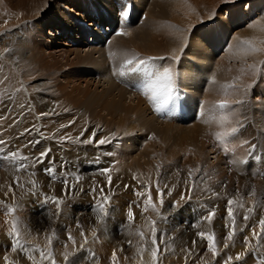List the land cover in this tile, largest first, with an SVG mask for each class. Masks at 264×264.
Segmentation results:
<instances>
[{
	"label": "rangeland",
	"instance_id": "obj_1",
	"mask_svg": "<svg viewBox=\"0 0 264 264\" xmlns=\"http://www.w3.org/2000/svg\"><path fill=\"white\" fill-rule=\"evenodd\" d=\"M129 1L134 3V10L131 16V19H132L131 24L130 25L120 24V22L123 19L119 11L117 10L115 12L117 14L115 16V19L112 21L111 25L109 23L105 25V28L107 31L109 29H112L113 32L115 31V29H117V27L124 26L125 28H124L123 34L115 35L114 33H111L110 35H108L111 38V41L109 44H107V40L109 39V37L106 36L104 38H101L100 36H104V34L100 30V33L98 32L99 33L98 38L96 39L91 38L90 41L88 40L90 45H88L87 47L80 45V43L69 44L67 43L68 38L65 37L63 39L64 45H65L64 53H68V54L66 55L64 54V56L62 57L63 62H61L59 66H56L53 69L54 72L53 73L51 72V75H48V74L46 76L44 75V77L42 76L38 77L37 74L35 76L25 77L22 75V70H20V68L22 65H25L26 60L21 62L19 58H21L23 55L24 56L27 55L29 57L30 53H29V50L25 51V48L20 45L26 42H27V45L29 44V41H28L29 39L28 37L30 36L29 34H31L32 31L33 32L37 31V28L39 27L38 23L44 29H47V27L52 24L58 25V22L63 23L64 22L63 19H65V16L64 14L60 12H56V11H52L51 14H49L50 12L46 11L47 8L45 9L41 8V10L38 11L37 14L33 18L29 19L30 17H32V15H34L32 11L30 13H25L24 11L22 12V9L15 10L10 7L7 0H0V28L6 27V26L9 27L10 25H12L7 30L8 31L7 34H4L0 37V39H3L2 41H0V80H3L5 77H7V79L4 80V83L0 84V97L6 94L7 98L11 100L13 97L16 99L17 97L22 96V95L25 96L26 94H28L29 97L30 96L32 97L38 94L39 97L41 96V98H43V100L40 102L41 105L40 103H38V105L42 109L44 108L43 112L41 110L38 111L37 107L35 106L23 111L24 112L23 116L25 117V122H24L25 126L29 127L27 128V130L29 131H26L25 129L24 136H28V133L32 131L31 129L34 128L36 140L33 138V141L40 142V143H34L33 141L32 142L29 141L30 144L26 143L27 146L25 145V147H30L32 145L34 146V149H32L31 147V152H33L31 154L32 155L31 158H34V160L36 157L39 156L41 152L47 149L51 150L49 152L48 158H45L42 163H38V164L36 163L35 169H38V171H41L42 173H40L41 176L39 178H36L35 180H33L35 181V187H33V184L29 185L27 183L26 178H20V180L22 181V185L24 186V187L23 186L21 187L22 189H24L23 190L24 192L23 201L13 196V200L10 199L7 202L6 199L3 198V200L0 202V264H9V262H11V264H51L49 260L40 259L39 252L37 251L38 249H43L45 253L49 251L52 252L53 257L55 258L56 264H65V261H64L65 252L69 253L67 264H106L107 262L109 263L110 259L112 260L113 251L116 252V255L118 258L117 261H119V259L120 261L121 259L125 260V264H128V263L132 264L133 263L132 261H135V259H140V258L144 259V256L146 253L145 247H143L144 251L137 256H133V254L131 253V251H133L137 247V244L141 243L140 241L141 237L138 235V228L135 225L136 224L135 219L133 220V222L129 221L128 216H127L129 209L133 207L132 203H130L129 206H126L120 209L118 204L114 202L113 197L110 196L111 202H110V205H108V210L111 213L116 212L120 214L119 216H121V218L119 219L120 221L116 219L113 221H110L109 219L106 220V222L110 223L111 226L108 227L110 229L108 228L104 229V222L101 224V222L97 223L93 221L94 216L98 212V209L95 207L96 202L89 200L87 198L86 199L85 198H82V199L74 198V197L67 198V197L53 194V192L49 190L48 186L42 183V180L46 178L48 182H51V181L59 182L61 181V178L57 174L55 176L50 177L49 175L45 174L43 170L51 166V167H54L55 169L57 168L56 172H61L62 164L64 165V168L66 170H69V167L73 166L72 165L73 163V164H76L78 168L81 167L80 170L84 172H88V171L89 172H94V171L99 172L98 171L99 169L107 168L108 159H111V160L113 159L112 161H115L116 163H119V164H122V161L126 162L125 166L127 165L128 167L124 166L123 168L129 169L130 167L134 166L135 171L145 172L146 168L148 167V165H146V162H147L146 156L145 158L141 159L142 153L143 155H145L144 151H146L147 153L149 149L151 150L156 149L160 151H166L167 153V150H169L170 148H177L175 147L176 143L174 141L165 140L163 130L165 131V129L168 128V129H173L174 131H177V132H185V130L191 129L196 121H200L206 113H209L208 109L213 110L214 114H211L210 116H213L212 119H215L214 122H212L214 126L215 124H217L218 127L220 126L218 123L220 115L218 114L219 112H221V110L218 108V104L221 101H226L227 97H225L222 94H220V97H219V93L218 95L216 93H214L213 95L212 94L206 95L205 91L210 87L209 85L212 83V79L214 78L213 76H211V74H209L210 76H208V73H211V72L213 73L216 70L215 67H214L215 70H213L211 67H209V70L207 69V66L209 64L208 60H205L203 62L201 61L204 66L199 64L201 68L204 69L202 75L199 76L198 79L195 80V83L197 82V84L200 85L199 87H196V88H200V89L196 91L195 90L194 91L190 90L187 92L183 91L185 89L184 84H183L184 83L183 77L185 76L183 72L184 67L188 63H190L192 57L196 55L191 52V50L193 49L191 45L193 42H195L194 40H197L198 43L206 42L207 44V42L210 41L211 37L213 39L214 35L218 36L219 34H221L223 38H225L226 48H227V49L225 48V50H228L227 52L230 53L229 54L226 52V54L234 56L239 51H246L247 49L246 46L248 45L244 44L243 42L248 41V35L250 34L249 32L256 31L255 30L256 28H253L254 25H260V27H257L259 28L258 33L255 32L257 34V38L259 39L258 41L256 39V41H257V44L260 45L264 49V40L260 38L262 37L263 33H259L260 30H264V21L259 20V18L257 17L258 14L252 15V12L248 10V6L250 5L251 0H238V1L236 0L235 2H232V4L230 3L227 7H220L217 10L218 12L217 11L215 12L214 17L210 21L205 22V23L199 22L188 33H186V35L184 34L185 35L184 39L186 41V44L185 42H183V45H184L183 47L182 41L179 40V43L181 45L178 44L180 45L178 48H177L178 45L175 46V49L177 48L176 49L177 52L173 50L172 54L175 52L174 55L172 56H152L151 57L150 54L143 53L144 51H142L143 50L142 46L150 45L151 42H156L162 45L161 43H159L161 41V38L154 36V34L161 33L162 28H160L159 26H153V25L151 27L150 26L144 27V25L151 21L152 18L149 16L152 13L155 14L154 16L155 19L160 20L161 23H164V24H167L168 22L171 23L174 19L172 18L173 17L172 9L167 4L168 1L170 0H160V1L158 0V2L156 0H133V1L129 0ZM171 1H175V0H171ZM70 7L73 8L74 10L73 5H70ZM233 11L241 14L242 20L244 21L240 28L231 29L229 34L225 36V31L220 30V27L217 25L216 21L217 20L225 21L226 19L230 18V14H226V12L232 13ZM144 13L146 14V17L143 20L141 19V16ZM202 15H205V12H202ZM18 20H22V21L17 22ZM140 20H142L141 24H139ZM63 26H64V23L63 25H61V27ZM165 30L166 29H164V31ZM163 35H166V32ZM15 37L17 38L16 40H14ZM160 37H162L163 39V36H160ZM61 40H62V37H61ZM96 40L102 41L100 45L96 43L97 42ZM15 41H17V43ZM42 42L44 41L42 40ZM15 43L17 45H13ZM116 43H118L119 47L118 46L117 47L119 50L121 49L122 44L124 45L121 50H123L126 45L128 44L131 45L130 48H128V46L126 47L127 48L126 56L122 55V57L116 58L117 56L114 54V52H112V50H109V46L111 44L114 45ZM177 43H178V40H177ZM215 43H216V40L213 39L212 47ZM163 45L169 46L170 44L164 42ZM242 45L243 47L238 48V46H242ZM181 47H183L184 49H182ZM6 49L8 51H5ZM223 49L224 47L221 49L223 51V52L221 51L222 53L221 55L225 54L224 52L225 50ZM70 50L72 52H70ZM248 51H249L248 54L252 55L251 53L252 51L250 48H248ZM124 53H126V51H124ZM187 53H190L191 55L190 54L187 55ZM5 55H7L8 57ZM76 57L77 58L81 57V60L80 61L76 60L75 59ZM97 57L99 59H97ZM154 57L155 59L152 62L159 66H162L163 63L168 60H169L168 61L169 63L172 62L171 65L174 66V68L172 69V72L176 76L175 77L176 89L177 91L182 90L187 95L186 100H187L188 108L183 115L179 116L175 120L173 119L175 122L173 120L170 122L162 121L159 118H157L154 114L151 113L146 103V100L143 97H141L140 94L134 93L129 89V86H131L129 82L135 83L136 80L138 79V74L128 73L126 76H124V78L120 77V75L118 74V71L120 70V68L124 66L127 60L129 59L143 58L145 60H148V58H154ZM261 57H260L261 58L260 62L256 63V65L258 64L257 68L259 69L258 74L260 75V77H259L258 82L257 81L255 82L257 84L259 83V81H261V85L263 86V88L260 91H256L255 89L251 90L252 92H250L251 96L249 98L250 100L249 105L251 108L248 110L247 118H244L241 115V110H240L242 108L241 104L243 103V99L245 98L246 91L242 92L243 93L242 96L240 95V93H236L234 96L236 97V100L233 99L234 97L233 98L231 97L230 102H232L233 100V103L232 104L228 103L230 107L229 109L226 110V111L229 110L228 111L229 117L232 115L230 117V119L232 118L230 120L231 123L226 125V127H233L237 125L239 126L238 122H245L243 124L246 126L245 127L246 130L248 129V135L244 136L246 138H243L240 135V133L243 132V128H242L237 138L234 139L235 142H238L237 145H239L240 143L237 149L242 148L244 150L242 151L243 154H240V156H238L239 155L238 153L240 151H237L236 149L235 151L237 152L231 153L232 156L230 155V153L226 155V153L223 152V149H222L223 146L221 145L219 147L221 150L219 148H218L219 151L215 149H211L212 150L211 151L208 149L207 150L208 152H206L203 156V158L208 157V156L210 157L209 151L211 152L218 151L216 152V155L219 158L221 156L223 157V158L222 157L220 158V161L222 160L221 162H223L221 165H222V168H224L223 170L225 171V173L227 172L233 175L236 174L235 170L229 169V168L227 169L226 165H229L230 163V161H228V157H234L235 160L237 159V161H240L242 159V161H246L247 163L251 164V166L256 163L255 166L257 168L264 169V158L262 157V154L264 151L263 149L264 148V142H263L264 141L263 140L264 139V122H263L264 115L262 114V112L264 113V107H263L264 106V84H263L264 83L263 81L264 79V65H263L264 57L263 56ZM173 58H175L177 62ZM177 58L180 60H178ZM248 61L249 60L247 59L246 63ZM96 62H98V64ZM169 63H168V67H169ZM230 63L231 64L229 65L227 64L229 69L232 67V64L236 66V63L233 62V60ZM133 66L134 64L128 65L127 67L131 68ZM60 67L62 68L61 70H60ZM55 70H59V71H55ZM76 71H80V74L76 75ZM125 71L127 72V68L125 69ZM57 72H60V73H57ZM114 72H116L115 77H113L112 75ZM208 77H209V81H208ZM57 79L59 82L56 81ZM118 79L122 80L123 83L122 84L119 83ZM66 80L68 83L66 82ZM69 80L70 81L73 80V81L69 82ZM216 80L218 81V79ZM234 80L235 79L232 78L231 81L233 82ZM207 81L209 84L208 87L205 84L207 83ZM52 82H54L56 86L54 83L52 84ZM192 82L193 81L191 80V78H189V80L188 79L186 80V85L188 86V88H189V84H193ZM37 84H40V87L37 86V88H33ZM62 84L63 85L65 84L66 85V86L64 85L65 87L70 86L69 89H67L68 91L67 90L64 92L61 91ZM31 88L33 89L30 91ZM17 89H19V91H17ZM24 89H26V91ZM66 92L69 94H67ZM199 94H202V95H199ZM241 101L242 103H240ZM127 103H129V105H127ZM258 103L260 104V106ZM199 109H200V116L197 117ZM96 110H98V112ZM0 113H1L0 115H3L5 112H0ZM42 113H47V115H41ZM251 114L254 116H252ZM53 115H57L58 117H63V119L58 121L55 119V117L54 118L52 117ZM30 117L33 119H31ZM79 117L82 118L83 120L82 123L85 124V127H87V125L88 126H98L101 129L100 130L101 133H99L98 137L95 140L104 138L103 136L104 129L105 130L112 129L114 131L113 132L114 135L112 134L113 136L109 138L110 142L104 145H97L95 140L91 144L83 143L82 141L86 140L85 138L86 135L84 133L85 129L84 127H82L83 124L81 125L82 129L80 130V132L76 130L75 132H71V133H74L73 135H71L69 131H71L75 127V125L79 123L78 121ZM146 117L148 120L146 119ZM120 118L121 120L122 118H124V121L122 122L123 124L122 123L119 124V121H121L119 120ZM149 120L152 123H155L154 124L155 126H153V129L155 128L154 130H152L151 126L150 127L147 126V124L150 123ZM70 122H73V123H70ZM62 125H67V126L61 127ZM118 128L120 129L119 132L115 131L116 129L118 130ZM129 129H131V131H129ZM217 131L215 130L214 132L216 133ZM0 133H1L0 139H3V138L5 139L7 137V139L5 140L3 139L6 142L4 144L5 146L2 145L4 147V148L2 147L4 149V152L10 153V151L12 152V151L19 150V153H21L19 143L15 142L16 136H11L8 133V126L6 125V123L2 124V121H0ZM65 133H69L70 136L68 137H70V139H63V140L61 139V136ZM81 133H83L82 136H81ZM122 133L123 134L126 133L128 136L126 134H125L126 136H124ZM251 134H253L255 138ZM162 138H164L163 141H162ZM25 139L27 140L28 137H26ZM170 139L173 140V138H170ZM245 139L250 140V142L248 143L249 147H246V144H244ZM199 140L203 141L202 137H199ZM239 140L241 141L239 142ZM256 141H257V143L255 144L256 151L255 150L254 151L257 152L258 155L252 156L250 145L254 144ZM41 143L43 144L41 145ZM13 144H14V147H13ZM199 144L200 142H198V145ZM15 145H17L18 148ZM35 146H39V148L37 149L38 152L35 151ZM106 147H112L113 153L105 154V152H102V149ZM245 147L247 149L249 148L250 149L247 150ZM179 148L180 146L178 147V149ZM190 150L194 151V149H190ZM195 151L197 152V149ZM258 151H261V152H258ZM100 154H102V156ZM176 155H179V154H174L170 156L171 161L172 160L176 161L181 156L179 155L177 156L178 157L177 158ZM74 157H76L77 159H73ZM2 160L3 159H0V172H4L5 167L6 168L8 167V165L6 166V162H2ZM141 164H142V168L140 167ZM111 168H112V172H122V171H116V169L113 166ZM243 170L244 171L242 170L241 171L245 174H241V173L240 174L245 175V177H247L246 180H248L249 175H246V173L249 174V172H247V169H243ZM218 173L221 174L220 172ZM67 176L71 182L73 178L70 175H67ZM257 176L258 175L254 177H257ZM144 179H146L145 176H144ZM260 181H261V186L264 185L263 183L264 177H261ZM148 183L149 181L146 184ZM113 186L114 185H112V188H114ZM13 190L14 188L11 187V191ZM197 193L198 192H196V195ZM46 196L48 197L55 196V197L61 198L63 202L58 207L55 203H52L50 200L46 202L45 200ZM122 196H124V194H122ZM125 196L134 197L136 201L140 199V196L138 197V195H136L135 193L133 194L129 193ZM185 202L181 203L179 206L177 203H174V202H170L167 205L163 204L165 206V212H164L163 207H161L162 210H160V212L161 214L165 213V215H162V216L158 215L157 220L161 222V224L162 222H166L167 224H170L173 221L172 220L173 217L170 214V210H174L175 208H177L179 213L185 215L186 217H189L191 215V212L194 210V204H200V202L197 201V196H194V195H191L188 198V200ZM199 207H201L200 209L204 208V212H205V213L203 212V215H204V216L202 215L203 217L202 216L197 217L201 225L207 224V222H209L207 220H204V217L207 216L213 210H215V214H217V216L219 217L220 221L217 219L219 222H222L224 224L227 221V223L223 225L226 228L224 232H219L220 234L217 231L211 233V234L216 235L215 237L216 245H221V246L223 245L222 247H224L226 243H230L227 248L224 247L220 249V251L218 252V255H220V257L229 249H232V250L236 249V251H239L236 248L237 244H239L241 247L240 249L243 250L245 248L244 240L247 235H250L252 233L251 229L255 227L256 230H259L257 229L259 228L258 227L259 220L256 219V220L245 221L243 219L244 215L239 214L238 218L236 219V234L233 236V239L229 241L226 239V237L230 231L229 226L231 225V221L229 223L230 219H228V216H226L228 215L227 211L224 210L223 212H219L220 213L219 214L217 210L214 209L213 205H211V203L210 205L209 203L208 204L204 203ZM10 208H15V212L9 215L8 210ZM166 208L167 209L169 208V211ZM186 209H188V211L190 212L182 211ZM195 210H197L196 205H195ZM131 211L132 212L134 211L133 213L137 212L136 209L134 210V208H132ZM149 213H151L150 210H149ZM81 218L86 219V221L83 222L82 220H80ZM14 220L17 222L16 223L17 230L20 232L19 240L21 242V245L23 246V248L18 246L16 251H12L15 237L12 235H9L11 228H12V221ZM212 221L213 219L211 220V222ZM78 224L81 225L82 227H77ZM157 224H156V228L158 229ZM182 224L184 225L183 221H181V226H183ZM244 224L248 225L247 229H244L245 227ZM237 226L239 228V231L237 229ZM81 231H83L86 234L87 240H88L87 243H84V238L80 235ZM93 231L96 232L95 238L92 235ZM125 231H127V234L129 232L132 234H128L129 236L127 234L124 235ZM145 232L148 234V230H146ZM69 233H71L72 237L75 239L76 241L75 244H73L68 239ZM157 234H158V230H157ZM160 236L161 235H159V239H160ZM49 238H51V241H52L51 244H49ZM205 241L207 243V247L206 245H204L202 249L190 254L191 259H189V255H185V262L183 259L184 254L180 253V254L173 255L172 253L167 252L163 248L162 244H160L158 241L159 246L161 248L160 255L162 256L161 257L159 255L158 264H159L160 258L162 260L160 261L163 264H168V263L178 264V262H182V264H188L190 260L198 261L200 258L204 260H203V263L198 262V264H214L217 262L216 261L217 256L213 257L212 254H210L212 256L211 261L207 260V258H204L205 251H207L208 244H209V242L206 239ZM65 244H67V247H65ZM81 245H83V247H81ZM124 251L125 253H123L122 255V252ZM167 254L169 255V257ZM29 256H33L34 259L32 260L28 259ZM5 257H7V261L5 260ZM169 259H170V262H169ZM166 260L168 261V263Z\"/></svg>",
	"mask_w": 264,
	"mask_h": 264
},
{
	"label": "bare ground",
	"instance_id": "obj_2",
	"mask_svg": "<svg viewBox=\"0 0 264 264\" xmlns=\"http://www.w3.org/2000/svg\"><path fill=\"white\" fill-rule=\"evenodd\" d=\"M131 1H133V0H131ZM156 1L158 2V0H156ZM235 1L236 0H175V1L170 0V1H168L167 4L172 9V16H173L172 18L174 20L171 23L168 22L169 24L167 22H165L167 24H164V23H161L160 20L155 19V17H154L155 14L152 13L149 16L152 18L151 21L149 23H146L144 25V27H149V26L151 27L153 25V26H159L160 28H162L161 33L154 34V36L161 38V41L159 43H161L162 45L164 44V42H166L170 45L169 46H164V45L162 46L156 42H151L150 45L142 46V49H143L142 51H144L143 53H146V54L148 53V54H150L151 57L152 56H172V55H174V53L177 52L176 49L181 45L179 43V40L182 41V46L184 47L183 42H185V44H186V41L184 39L186 33H188L193 27H195V25L197 23H199V22L205 23V22L210 21L214 17L215 12L220 7H227L230 3L232 4V2H235ZM7 2L10 5V7L15 9V10L22 9V12L24 11L25 13H30L32 11L34 13V15H32V17H30L29 19L33 18L37 14V12L41 10V8L42 9L47 8L46 11H49L50 12L49 14H51L52 11H56V12H60V13L64 14V16H65V19H63L64 20V22H63L64 26L63 27H61V25H63V23L58 22V25L52 24V25L48 26L47 29H44L38 23L39 27L37 28V31L36 32L32 31V33L29 34L30 35L28 37L29 38L28 39L29 44L27 45V42L22 43V44L20 43L21 44L20 46H23L25 48V51L29 50V53H30L29 57L27 55L26 56L23 55L21 58H19V60L21 62L26 60L25 65H22L20 68V70H22V75L25 77L35 76L36 74L38 77H41V76L44 77V75L46 76L47 74L51 75V72L52 73L54 72L53 69L56 66H59V64L61 62H63L62 57L64 56V54L65 55L68 54V53H64L65 52L64 51L65 45H64L63 39L65 37L68 38L67 43H69V44L80 43V45L87 47L88 45H90L89 41L91 38H93V39L98 38V35L100 33V28L98 27V24L105 26L106 24L109 23L111 25L112 21L115 19V16L117 14L115 12L118 10L120 13V11H123L125 9V5L122 2H120L119 0H71V1H69V0H7ZM91 4L93 6H96L95 10L92 9ZM70 5L74 6V10H73V8L70 7ZM162 9H163V7H162ZM162 9H161V11H162ZM248 10H250L252 12V15L258 14L257 17L259 18V20L264 21V0H251L250 5L248 6ZM202 12H205V15H202ZM226 14H230V18H228V19L225 18L226 19L225 21H222V20L216 21L217 25L220 27V30L225 31V36L227 34H229L231 29L240 28L243 24V21H244V20H242V15L239 14L238 12H234V11L232 13L226 12ZM106 16H108V17H106ZM81 20L82 21H88V25L92 28L86 29L81 24ZM20 21H22V20H18L17 22H20ZM208 24H210V23H208ZM11 26L12 25H10L9 27H11ZM45 26H47V25H45ZM66 26H68V27H66ZM9 27L6 26V27L0 28V37L4 34H7V32H8L7 30L9 29ZM32 27H33V25H32ZM257 27H260V25H254V27H253V28H256L255 29L256 33H258V31H259V28H257ZM164 29H166V30L164 31ZM66 30H67V32H66ZM200 30H202V29H200ZM197 31H199V30H197ZM165 32H166V35H163V34H165ZM255 32H249L250 34L249 35L247 34L248 35V41H252V45H254L256 48L260 49V51H258V52L252 51L251 52L252 55L248 54L249 53V51H248L249 47L248 46H246V48H247L246 51H239L238 53L235 52L236 54L234 56L227 55L226 52L228 50H225V48H226L225 38H223V36L221 34H219L218 36H215V35L213 36L214 37L213 39L216 40V43L213 45V47H212V41H213L212 37L210 38V41L207 42V44H206V42L205 43L199 42L200 43L199 44L197 42V40H194L195 42H193L191 45L193 48L191 50V52L193 54H196V55L193 56L191 59V62L188 63L184 67L183 72H184L185 76L183 77V82H184L183 84H184L185 89L183 91H185V92L190 91V90L196 91V90L200 89V88H196V87H199L200 85L197 84V82L195 83V80L198 79V77L201 76L203 73L204 69H202L200 65L204 66L202 62L205 60H208L209 64L207 66V69L209 70V67H211L213 70H215V69L216 70L213 73L212 72L208 73V76H210L209 74H211V76H213L215 78V80L212 79V83L209 85L208 84L209 77H208V81L205 84L207 85V87H208V85L210 87L205 91L206 95L207 94L213 95L214 93H216L218 95V93H219V97H220V94H222L225 97H227V99H226L227 103L232 104L233 100H232V102H230L231 97L233 98L236 93H240V95L242 96L243 95L242 92L246 91V95L244 94L245 98L243 99V103L241 104L242 108L240 110H241V115L244 118H247L248 110L251 108L249 105L250 104L249 98L251 96L250 92H252L251 90L255 89L256 91H260L263 88V86L261 85V81H259V83H257L258 85L255 82V81L258 82L259 77H260V75L258 74L259 69L257 68L258 64L256 65V63L260 62V60L262 58L261 56L264 57V49L260 45L257 44V41L259 39L257 38V34ZM259 33H263L262 37H260V38H262V40H264V30H260ZM160 36H163V39ZM61 37H62V40H61ZM100 37L104 38V36H100ZM16 39L17 38L15 37L14 40H16ZM256 39H257V41H256ZM2 40L3 39H0V41H2ZM42 40L44 42H42ZM177 40H178V43H177ZM96 41H97L96 43L99 45L102 42L101 40H99V41L96 40ZM15 42L17 43V41H15ZM16 43L13 45H17ZM59 43H61V44H59ZM123 43H125V42H123ZM178 44H180V45H178ZM123 45L124 44L121 45V49L123 48ZM117 46H118V43H116L114 45L111 44L109 46V50H112V52H114V54L117 56L116 58H120V57H122V55L126 56V54H127V48L126 47L128 46V48H130L131 45L130 44L126 45L123 50H121V49L119 50L118 49L119 46L118 47ZM175 46H177L176 49H175ZM183 47H181V48L184 49ZM185 47H186V45H185ZM223 47H224L223 50H225L224 51L225 54L221 55L222 54L221 49ZM241 47H243V45L238 46V48H241ZM173 50H175V52L172 54ZM234 50H235V48H234ZM124 51H126V53H124ZM70 52H72V51L70 50ZM178 52H180V51H178ZM227 53H229V52H227ZM188 54H190V53H187V55ZM7 55H8V53H7ZM7 55H5V56H7ZM109 55H111V54H109ZM75 59L80 61L81 57H78V58L76 57ZM97 59H99V58L97 57ZM247 59L249 61H251L252 63L249 61L246 63ZM95 60H93V61H95ZM174 60H176V59H174ZM178 60H180V59H178ZM232 60H233V62L236 63V66H234L232 64V67L230 66L231 67L230 68L231 70H230L228 68L227 64L228 65L231 64L230 62H232ZM168 61L164 62L161 67L162 68L164 66L168 67V63H169ZM98 62H96V63L98 64ZM176 62H177V60H176ZM262 63H263V61H262ZM77 64H79V63H77ZM171 64H172V62L169 63L168 68H171V70H172L174 68V66ZM26 65H28V66H26ZM263 65H264V63H263ZM214 67H215V69H214ZM61 69L62 68L60 67V70ZM176 69H177V67H176ZM55 71H59V70H55ZM57 73H60V72H57ZM79 74H80V71H76V75H79ZM122 78H124V77H122ZM189 78H191V80L193 81L192 82L193 84H189V88H188V86L186 85V80L187 79L189 80ZM232 78L235 79L233 82L231 81ZM216 79H218V81ZM67 80H66V82H67ZM74 80H75V78H74ZM27 81H28V79H27ZM50 81H51V79H50ZM56 81H58V79ZM71 81H73V80H71ZM71 81L69 80V82H71ZM263 81H264V79H263ZM54 82H55V80H54ZM54 82H52V84ZM63 82H65V81H63ZM46 83H47V81H46ZM64 85L62 84V88H61V91H63V92L66 91L67 89H69V87H70V86L65 87L66 85L65 86ZM224 85L225 86L226 85H234V87L233 88H226ZM37 86L40 87V84H37L33 88H37ZM55 86H56V84H55ZM33 88H31L30 91ZM210 88H211V90H210ZM67 94H69V93H67ZM199 95H202V94H199ZM199 95H198V97H199ZM206 95H205V97H206ZM259 97H261V96H259ZM233 99L236 100V97H234ZM42 100H43V98H41V96L39 97L38 94L35 96H32V97L31 96L29 97L28 94H26L25 96L22 95V96L17 97L16 99L13 97L11 100L9 98H7L6 94L3 95L2 97H0V112H5L3 115H0V121H2V124L6 123V125L8 126V133L11 136H16L15 142L19 143L20 150H21L20 154L22 156H27L29 158L26 161V163L29 165V168L27 170L21 169L19 172H17L16 169L20 166L22 161H19V160H13L12 161V160H4V159L2 160V162H6V166L8 165V167L7 168L5 167L4 172H0V202L3 200V198H5L7 202L10 199L13 200V196H15V197H17V199L23 201V197H24L23 190L24 189L16 186L15 180L17 177H19V182L21 185H22V181L20 180V178H26L27 183L29 185H32L31 182L33 180H35L36 178H39L41 176L40 173H42V172L38 171V169H35L36 168V162H35L34 158H31V156H32L31 154L33 153V152H31V147H32V149H34V146L32 145L30 147H25L26 143L28 144L29 141L32 142L33 138L35 139L36 136H35L34 128L31 129L32 131H30L29 133L27 132L28 136H24L25 135V129H27L29 127L25 126V123H24L25 117L23 116V114H24L23 111L35 106V107H37L38 111L41 110L43 112L44 108L42 109L38 105V103H40ZM129 100H131V99H129ZM199 100H200V98H199ZM96 102H97V100H96ZM73 103H75V102H73ZM136 103H134V104H136ZM22 104L24 105V107H21ZM40 105H41V103H40ZM127 105H129V103H127ZM251 106H252V104H251ZM259 106H260V104H259ZM126 107H128V106H126ZM101 109H103V108H101ZM96 111L98 112V110H96ZM208 111H209V113H206L202 119L200 118L201 119L200 121H196L194 123L193 127L191 126L192 128L185 130V132H177V131H174L173 129H168V128L165 129V131L163 130L165 140L166 141H168V140L174 141L176 143L175 147H177V148H170L169 150H167V153H166V151H160V150H156V149H154V150L149 149V151L147 153H146V151H144L145 155H143V153H142L141 159L145 158V156H146L147 160L146 159H144V160L147 161L146 165H148V167L146 168L145 172L135 171L134 166L130 167L129 169L123 168L125 166L126 162L122 161V164H119V163H116L115 161H112L113 159L112 160L108 159L107 167L113 166L116 169V171H122V172H111L110 173L112 175V185H114L113 186L114 188H112L111 193H109V190L106 186L107 185V175H100L99 172H96V171L84 172V171L80 170L81 167L78 168L77 165L73 164V163H72L73 166L69 167V170L65 169L66 171L56 172V174L60 178L65 176V175H70L73 178L71 183L75 184V190L70 189L67 194H64L65 193L64 185L61 181H59V182H57V181L48 182L47 179L44 178V180H42V183L47 185L49 190H51L53 192V194H55V195H60V196L67 197V198H70V197L81 198V199L87 198V199L92 200L96 203H97V198L100 196V193H99V191L92 192L91 189L93 188L94 184L96 186H101V185L105 186V194H109L111 197H113L114 202H116V204H118L120 209L123 207L129 206V204L132 203L133 207L132 206L131 207L134 208V210L136 209V211H137L134 213L135 214V222H136L135 225L138 228V230L143 231L145 234L144 239L143 240L140 239L141 243H138L137 247L133 251H131L133 256H137L141 253V249L143 247H145L146 253H145L144 259H141V258L135 259V261H132L133 263L131 262L132 264H153L154 263L152 260V256H151L152 245L150 243V237H151L150 220H155V221H157L156 224L158 223L157 224V227H158V229H157L158 230L157 242L159 241V243L162 244L163 248L167 252L172 253L173 255L180 254V253L184 254L183 259L185 262V255H189V259H191L190 254L194 253L195 251L202 249V247L204 245H206V247H207V243H206L205 239H201L198 236L199 232L211 234L212 232H215V231H217L219 233V232H224V230H226V228L223 225L225 223H227V221L224 224L222 222H219L220 220H219V217L217 216V214H215V216L212 218L213 219L212 222H207V224H203V225H201V223H199L197 217L202 216L203 212H204V208L200 209L201 207H199L202 204H204V203L208 204L209 203V205H210V203H211V205H213L214 209H216L218 213L223 212L224 210L227 211L228 199L235 197L237 192H238L240 195V198H242V200H243L244 208H238V207L235 208L234 207L236 219L238 218L239 214H243V215L247 214L246 209L248 207H252V206H255V210L253 213L249 214L250 218L248 219V221L256 220V219L260 220V219L264 218V185L261 186V181H260L261 177H264V169L257 168L255 166L256 163L253 164L252 166H251V164H249L247 162H246L247 164L246 163L232 164L231 161L235 160V158L234 157H228V161H230V163H229V165H226L227 163L225 165L227 166V169L229 168V169L235 170L236 174L233 175L231 173L230 174L227 172L225 173V171L223 170L224 168H222V165H221L223 162H221L222 160L220 161V158L222 156L219 158L216 155V152L219 151L218 148L221 145L218 144L214 139V133H215L214 131L215 130L216 131L217 130L222 131V128L220 126L218 127L217 124H215V126H214V124L212 122H214L215 119H212L213 116H210L211 114H214L213 110L208 109ZM224 111L229 115V113H228L229 110L228 111L224 110ZM49 113H50V111H49ZM262 114L264 115L263 112H262ZM218 115H221V112H219ZM252 116H254V115H252ZM258 116H260V115H258ZM52 117L53 118L55 117V119L58 121L63 119V117H58L57 115H53ZM94 117H96V116H94ZM82 118H83V116H82ZM82 118L79 117V119H78L79 123L77 125H75V127L71 131H69V133L75 132L76 130L80 132L82 127H84V129H85L84 133L86 135L85 138L89 139L91 137L92 132L95 131V133H96L95 139H96L98 137L99 133H101L100 132L101 129L98 126H88L87 125V127H85V124L82 123L83 122ZM151 118H153V117H151ZM31 119H33V118H31ZM146 119H147V117H146ZM248 119H249V117H248ZM119 120H121V118ZM242 120H243V118H242ZM123 121H124V118H122V120L119 121V124L122 123ZM259 121H261V120H259ZM262 121H263V119H262ZM242 123H245V122H242ZM82 124H83V126L81 127ZM111 124H113V123H111ZM154 124L155 123H152L150 121V123L147 124V126L148 127L151 126L152 130H154L155 129V128L153 129V126H155ZM261 124H263V123H261ZM216 125H217V127H216ZM245 127L246 126L244 125L243 132L240 133L241 137H243V138H246L244 136L248 135V129L246 130ZM115 128H117V127H115ZM216 128H218V129H216ZM119 130L120 129L118 128V130L116 129L115 131L119 132ZM129 131H131V129H129ZM56 132H58V131H56ZM113 132L114 131L112 129L111 130H105L104 129V135L103 136L104 137L109 136L108 138H111L113 136L112 134H114ZM22 133H23V135H22ZM69 133H65L61 137H68V136H70ZM73 134L74 133H71V135H73ZM125 134H123V135L126 136L127 134L126 135ZM253 134H251V135L254 136ZM0 135H1V133H0ZM4 137H6V136H4ZM24 137L25 138L28 137V139L26 140ZM199 137H202L203 141H200L201 139L199 140ZM164 138H162V141ZM170 138H173V140ZM254 138H255V136H254ZM5 139H7V137ZM13 139H14V137H13ZM249 139L248 140L245 139V141L250 142ZM242 140H244V139H242ZM240 141L241 140H239V142ZM198 142H200L199 145H198ZM11 143H12V141H11ZM237 143L238 142L233 141V143L230 144L229 147L231 148V147L235 146V150H236L237 147L240 145V143H239V145H237ZM256 143H257V141L254 144H256ZM260 143H261V141H260ZM42 144L43 143H41V145ZM7 145H9V144H7ZM0 146H1L0 148H2L5 145H3V146L0 145ZM15 146L18 148L17 145H15ZM179 146H180V148L178 149ZM13 147H14V144H13ZM68 147H69V145H68ZM246 147H249L248 144H246ZM38 148H39V146H35L36 152H38V150H37ZM61 149H63V148H61ZM190 149H194V151L190 150ZM196 149H197V152L195 151ZM208 149L209 150L215 149L218 151L211 152L212 151L211 150V151H209L210 157L208 156V157L203 158L204 154L206 152H208L207 151ZM222 149H223V147H222ZM249 149H247V150H249ZM237 151H240L238 153L239 154L238 156H240V154H243L242 151H244V150L242 148L241 149L238 148ZM237 151H235V152H237ZM255 151L251 150L252 156L258 155V153ZM102 152H105V154L113 153L112 147L103 148ZM258 152H261V151H258ZM174 154H179L181 156H180V158H178L177 156H179V155H176L178 160H176V161L172 160L171 161L170 156H172ZM100 155L102 156V154H100ZM230 155L232 156L231 152H230ZM262 157L264 158V151H263ZM73 159H77V158L74 157ZM236 161H237V159H236ZM240 161H242V159ZM123 162H124V164H123ZM259 164H260V162H259ZM157 165H160V169H159L160 179L162 181H166L169 184V188L171 189V195H167V191L169 189H165V195L163 197V199H164L163 204L167 205L170 202H174V203L178 202L177 204L179 206L181 203L187 201L191 195L197 196V201L200 202V204H194V210L191 212V215L189 217H186L185 215L179 213L177 208H175L174 210H170V214L173 217L172 218L173 221L170 224H167L166 222H162V224H161V222H159L157 220L158 215H160V216L165 215V213L161 214V212H160V210H162L161 207H163L164 212H165V206L159 204L158 195H157V192H156L155 186H154L156 179H157ZM140 167L142 168V164ZM197 167H199L201 169V173H204L205 175L201 176V173H197V178H195L196 187L189 192L186 185H185V180L187 178L186 173H187V170L189 168L195 169ZM177 169H180L181 171H179L177 173ZM243 169H247V172H249V174L246 173V175H249L248 180H246L247 177H245V175H241V174H245L242 172V171H244ZM136 170H138V169H136ZM143 170H144V168H143ZM113 171H115V170H113ZM218 172H220L221 174H219ZM32 173H34V175H32ZM169 173H171V175H169ZM256 175H258V176L254 177ZM76 176H80V180L78 183L75 181ZM132 176L133 177L136 176L139 179H133ZM144 176L146 177V179H144ZM148 181H149V183L151 182L153 184L151 194H152L153 201L156 204V208L159 209L158 212L154 211L151 207H149L148 211H146V212L144 211L145 197L140 196V199L136 201L134 197L125 196L129 193H131V194L135 193L134 190H136V191L144 190L143 185L146 184ZM225 182H226V187H224ZM125 185H129V187L127 189H125V187H124ZM10 186L14 188L13 191L10 190ZM28 188H30V187H28ZM253 188L255 189V195L251 194ZM213 191L220 193V196H213L212 195ZM196 192H198L197 195H196ZM6 193H7V195H5ZM122 194H124V196H122ZM182 194L185 196V199H183V200L181 199ZM127 202H129V203H127ZM195 205L197 207V210L200 209L199 211L195 210ZM149 210L151 213H149ZM167 210L169 211V208ZM175 210H177V211H175ZM119 211H117V212H119ZM182 211L190 212V211H188V209L182 210ZM92 214H94V213H92ZM99 215H100V213L97 212V214L93 218V221H95L97 223L101 222V224L104 222V229L111 226L110 223L106 222V220L109 219L110 221H113L115 219L119 220L121 218V216H119L120 214H118L116 212L111 213L109 210H108V215L106 217H104L102 221L100 219H98ZM226 216H228V215H226ZM80 220H82L83 222L86 221V219H82V218ZM177 220H179L180 222ZM181 221L184 222V225L182 224L183 226H181ZM230 221L231 220H229V223H230ZM179 226H181V227H179ZM247 227H248V225H245L244 229H247ZM108 229H110V228H108ZM237 229L239 231L238 226H237ZM257 229H259V228H257ZM146 230H148V234L145 232ZM257 231L259 232V230H257ZM125 234H127V231H125L124 235ZM128 234H132V233L129 232ZM159 235H161L160 239H159ZM251 235H252V233L250 235H247L246 237L252 241V244L255 247L256 241L252 238ZM89 236H90V234H89ZM112 236H113V234H112ZM215 237H216V235H215ZM193 241L196 242L195 245H193V243H192ZM226 244L229 245L230 243H226ZM260 245L261 246L258 249H255V251H258L260 254H264V236H262V238H261ZM216 246H217L218 252L220 251V249L224 248V247H222L223 245L222 246L216 245ZM231 247H233V246H231ZM236 248L239 251H236V249L235 250L229 249L221 257L218 254L214 255L209 249H207V251H205L204 258H207V260L211 261L212 256L213 257L217 256V259H216L217 262L214 264H224V261L227 259V257L231 256V257H233V260L230 262V264H258L257 260L254 259V249H248L246 256L242 257L239 261H237L235 259L236 255L238 253H241L240 251L244 252L246 249L244 248L243 250H241L240 249L241 247L239 244L236 245ZM123 253H125V251L122 252V255H123ZM210 254H212V256ZM168 257H169V255H168ZM179 257H181V256H179ZM160 260H161V258H160ZM160 260H159V264H163L161 262L162 260L161 261ZM203 260L204 259H201V258L198 261L197 260L196 261L190 260L188 262V264H190L192 262H193L192 264H198V262L203 263ZM169 262H170V259H169ZM122 263L125 264V260L121 259V261H120V259H119V261H116V264H122ZM167 263H168V261H167ZM106 264H113V261L110 259L109 263L107 262ZM178 264H182V262H178Z\"/></svg>",
	"mask_w": 264,
	"mask_h": 264
},
{
	"label": "snow or ice",
	"instance_id": "obj_3",
	"mask_svg": "<svg viewBox=\"0 0 264 264\" xmlns=\"http://www.w3.org/2000/svg\"><path fill=\"white\" fill-rule=\"evenodd\" d=\"M119 34H123L122 32ZM244 44L248 45V47L251 49V51L253 52H258L260 51V49L256 48L254 45H252L251 41H244ZM5 51H8L7 49ZM155 58H148V60H145L143 58H134V59H129L127 60L126 64L124 66H122L118 72V74L121 77L126 76L128 73H136L140 76V80L139 82H129L130 85L134 88H136L138 91H141L143 93V95L150 101V103L153 105L154 110L156 113H166L170 110L171 106L174 105V103L176 102V100L178 99V91L176 89V84H175V75L172 72L171 68L168 67H161L155 63H153L152 61ZM175 59V58H173ZM133 67L128 68V65H133ZM127 68V72L125 71V69ZM7 77H5L3 80H0V84L4 83V80H6ZM213 80H215V78H213ZM128 82V81H126ZM226 88H233L234 85H226ZM26 91V89H24ZM17 91H19V89H17ZM11 98V97H10ZM242 103V101L240 102ZM21 107H24V105L22 104ZM230 105L227 103V101H221L218 104V108L221 110V115L219 117V125L220 127L223 129L222 131H217L216 133H214V139L215 141L223 146V151L228 154V153H234L235 152V146L233 147H229L230 144L233 143L234 139L238 136V134L240 133L241 129L244 127L242 122H238L239 126H233V127H226V125L230 124V117L229 115L224 111L229 109ZM41 115H47V113H42ZM74 122V121H73ZM70 122V123H73ZM67 125H62L61 127H66ZM26 131H29L26 129ZM23 135V133H22ZM83 135V133H81V136ZM114 135V134H113ZM96 137V133L95 131L92 132L91 137L89 139H86L84 141H82L83 143H92L95 140ZM61 139H70V137H61ZM95 142L97 143V145H104L106 143H109V138L108 137H104L101 138L99 140H95ZM6 142L3 139H0V145H4ZM34 143H39V141H35ZM249 141H244V144H248ZM27 146V145H26ZM242 146V145H241ZM256 148L255 144H251V150L254 151ZM51 150L47 149L43 152H41L39 154L38 157L35 158V162L38 163H42L43 160L45 158H48L49 152ZM0 159H4V160H19L22 161V163L20 164V166L16 169L17 172H19L21 169H25L27 170L29 168V165L26 163V161L29 159L27 156H22L19 153V150L16 151H12L10 153H6L4 152L3 148H0ZM54 163V161H53ZM232 164H238V163H246V161H236V160H232L231 161ZM160 165H157V179L155 182V190L157 192L158 195V199H159V204L163 205L164 203V195H165V189H169L167 191V195H171V189L169 188V184L166 181H162L160 179ZM45 172V174L51 176H55L56 175V169L54 167H48L45 168L43 170ZM61 171H65L64 165H61ZM99 174L100 175H107V188L109 190V193H111L112 191V175L110 174L112 172V168L111 167H107V168H103V169H99ZM181 171L180 169H177V173ZM197 173H201V169L199 167L192 169L189 168L187 170L186 173V180H185V185L188 189V191L190 192L191 190H193L196 187V183H195V178H197ZM32 175H34V173H32ZM169 175H171V173H169ZM205 175L204 173H201V176ZM133 179H139L138 177L134 176ZM80 180V176H76L75 177V181L78 183ZM61 182L64 185V190L65 193L67 194L68 191L71 190H75V184L71 183L70 180L68 179V176L65 175L63 177H61ZM16 186L17 187H22V185L19 182V177L16 178L15 180ZM33 184V187H35V181L31 182ZM125 189H127L129 187V185H125L124 186ZM174 187V186H173ZM224 187H226V182L224 183ZM153 188V184L150 182L148 184H144L143 185V189L144 190H139L136 191L134 190L135 194L141 197H145V205H144V211H148L149 207H151L154 211H159L158 208H156V204L153 201L152 198V191ZM10 190H11V186H10ZM92 192H97L99 191L100 196L97 198V203L95 205V207L98 209V212L100 213L98 219H100L101 221L103 220L104 217H106L108 215V205H110V195L109 194H105V186H96L94 184L93 188L91 189ZM252 195H255V189L253 188L252 190ZM7 195V193L5 194ZM213 196H220V193L213 191L212 192ZM181 199H185V196L182 194L181 195ZM46 202L48 200H50L52 203H55L58 207L59 205L63 202L61 198L55 197V196H51L45 197ZM178 203V202H177ZM234 206L238 207V208H244V203L242 198H240L239 193L237 192L236 196L228 199L227 201V214H228V218L231 220V225L230 227V231L226 237L227 240L231 241L233 239V236L236 234V216H235V210H234ZM255 210V206L252 207H248L246 209L247 214H245L243 216V219L245 221H247L250 218L251 213H253ZM9 214L14 213L15 212V208H10L9 210ZM128 219L129 221H133L135 219V214L131 211V209H129L128 211ZM215 216V210L211 211L207 216L204 217V220H207L209 222H211L212 218ZM16 221H12V228L11 231L9 233V235H12L15 237L14 239V243H13V247H12V251H16L17 247L20 246L21 248H23V246L21 245V242L19 240V236H20V232L17 230V226H16ZM150 224H151V237H150V243L152 245V250H151V256H152V260L154 262V264H158V259H159V255L161 253V249L159 246V243L157 242V228H156V221L155 220H150ZM77 227H82L81 225H77ZM258 227H259V232H257L256 228H252V238L256 241V245L255 247L252 244V241L249 240L247 237L244 240V244H245V252H241L238 253L235 257V259L237 261H239L242 257H245L247 254L248 249H254V259L257 260L258 264H264V254H260L258 251H255V249H258L261 245H260V241L262 236H264V218L260 219L258 222ZM80 235L84 238V243H87V236L86 234L81 231ZM93 237H96V232L93 231L92 233ZM138 235L141 237V239H144V232L143 231H139L138 230ZM198 236L201 239H206L209 244H208V249L214 254L217 255L218 254V249L215 243V235L214 234H206L204 232H199ZM68 239L75 244L76 241L75 239L72 237L71 233L68 234ZM51 238H49V244H51ZM131 243V242H129ZM193 245H195V241L192 242ZM65 247H67V244H65ZM81 247H83V245H81ZM225 248L228 247V244L224 245ZM26 251V250H25ZM39 252V257L41 260H49L51 262V264H56L55 258L53 257L52 252H47L45 253L43 249H38L37 250ZM144 251V249H141V253ZM69 258V253L65 252L64 253V261L65 264H67ZM28 259L32 260L34 259L33 256H29ZM117 255L116 252L113 251L112 253V261L113 264H116L117 261ZM5 260L7 261V257H5ZM233 260V257L228 256L227 259L224 261V264H230V262ZM9 264H11V262H9Z\"/></svg>",
	"mask_w": 264,
	"mask_h": 264
}]
</instances>
